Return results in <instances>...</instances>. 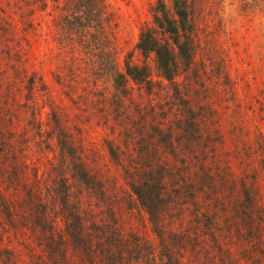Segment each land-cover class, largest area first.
Here are the masks:
<instances>
[{
  "label": "rangeland",
  "instance_id": "374dc122",
  "mask_svg": "<svg viewBox=\"0 0 264 264\" xmlns=\"http://www.w3.org/2000/svg\"><path fill=\"white\" fill-rule=\"evenodd\" d=\"M14 1L0 0V261L7 251L13 252L15 264H30L31 253L34 259L46 258L38 245L42 230L29 222L43 212L42 205L47 213L58 209L53 181L59 170L66 171L56 144L59 134L73 148L75 162L100 179L97 187L107 193L88 195L68 170L69 200L84 218L114 220L123 232L147 240L153 251L156 238L130 197L125 172L134 168L135 157L158 150L148 147L157 143L155 129L170 126L178 133L179 147L161 152L178 157L186 184L185 199L165 224L182 237L175 257L180 264H264L259 146L264 133V0H195L199 14L190 66L180 71L175 86L153 72L149 86L129 82L124 96L115 90L112 72L123 71L128 53L132 63H141L135 45L141 28L151 24L155 0H102L104 27L93 25L84 43L83 37L66 35L71 26L62 0H35L25 18L32 22L24 25L19 19L31 0L17 3V12L11 8ZM9 19L16 22L9 26ZM109 147L119 161L110 158ZM32 198L38 206H29ZM4 203L14 218L9 219ZM50 218L57 231L60 222ZM229 220L238 223L230 226ZM68 257L66 264L79 263Z\"/></svg>",
  "mask_w": 264,
  "mask_h": 264
},
{
  "label": "trees",
  "instance_id": "16d2710c",
  "mask_svg": "<svg viewBox=\"0 0 264 264\" xmlns=\"http://www.w3.org/2000/svg\"><path fill=\"white\" fill-rule=\"evenodd\" d=\"M21 1L27 3L29 0H15V5L11 6V8L15 7L14 10L12 9L13 12L19 11L16 4ZM62 1L67 12L65 20L71 26L66 33L67 36L72 33L76 34L77 38L83 37L84 43V40H87L92 34L88 30L93 25L99 29L104 27L103 20L100 18L105 7L102 0ZM32 2L36 1H30L27 13H22L23 17L19 19L23 25L26 22L30 24L31 19L26 20L25 18L26 16L29 18L34 10L35 6L32 5ZM58 5L60 6V4ZM196 14H199V10L195 6V0H155L153 2L150 7L151 24L141 28L135 45V49L141 56V63H132L130 53H128L123 60V71L112 72L113 86L121 96L126 95L129 82L139 87L149 86L152 82L153 72H156L160 79L171 87L175 86V78L180 74V71L190 66L191 60L195 56L198 18ZM15 22L9 19L7 24L10 26ZM35 28L36 25L31 28V31L34 32ZM94 32L96 41L100 40L98 38L99 31ZM149 59H152V68L148 63ZM203 119L204 117L201 122ZM155 130L157 133L152 138L157 143L153 141L148 147L154 150L156 146H159L158 150L155 149L154 153L140 154L135 157L134 168L125 172V178L130 197H134L133 200L144 212L156 238L157 245L153 246V251L156 248L154 253L157 256L155 257L153 251L149 249V245L147 246V240L138 234L130 230L123 232L115 225L114 220L111 223H97L94 219L84 218L78 206L69 200L71 188L67 180L68 176L66 177L68 170L75 172L78 180L89 193L88 195L97 192L96 190L103 197L107 193L100 186L97 187L100 179L87 172L81 163L75 162L73 148L67 146L64 137L59 134L56 137V144L60 154L59 158L64 161L62 163L63 165L65 163L66 171L63 174L64 171L59 170L53 181V200L56 201L58 209H52L53 212L47 213L45 205H42L43 212L40 215L37 213L30 220V225L42 230L39 237L43 238V241L38 242V245L44 247L42 250L46 255V258L38 255L34 259L32 253L29 254L30 264H66L70 260L69 257L67 258V254L77 258L78 264H130L131 261L133 264L142 262L180 264L174 254L179 250L178 246L182 237L171 230L170 225L165 224L170 221H167L168 217H174L175 205L181 199H185L186 195L182 194V190L186 184L179 174L178 157L161 152L162 148H170L173 151L179 147L180 142L177 138L178 133L174 132L170 126L165 131ZM260 138L259 146L262 151L261 162L264 170V133L262 136L260 135ZM140 142V139L135 141V145ZM187 146L186 144L185 147ZM142 148H146L145 145H142ZM114 149L108 148L110 158L119 161L120 158ZM178 177L180 183H178ZM241 190L245 197L249 196L246 184L241 185ZM32 200L33 198L29 200V206L30 202L33 203V207L38 206V203ZM4 208L9 219L14 218V214L10 213L5 203ZM250 211L253 212V209ZM50 214L54 215L56 222H60L57 231L54 229ZM234 214L237 215L235 212ZM248 216L247 214L246 217ZM108 217H114L111 209ZM227 223L232 226L233 223L237 224L238 222L229 220ZM6 254L0 263L15 264L13 252L7 251Z\"/></svg>",
  "mask_w": 264,
  "mask_h": 264
}]
</instances>
